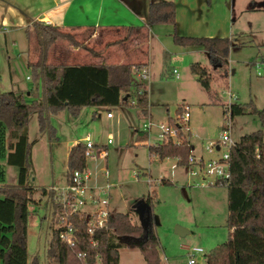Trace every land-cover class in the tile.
Here are the masks:
<instances>
[{
    "label": "rangeland",
    "instance_id": "374dc122",
    "mask_svg": "<svg viewBox=\"0 0 264 264\" xmlns=\"http://www.w3.org/2000/svg\"><path fill=\"white\" fill-rule=\"evenodd\" d=\"M222 3H214L209 14H213L212 26L215 28L210 33L232 42L225 73L211 66L205 53L196 50L185 52L170 43L168 58L164 59L160 45L152 42V61L147 79L141 80L139 71H131V87L126 95L123 94L133 104L109 108L83 107L76 114L67 109L60 110L49 115V123L55 130V139L52 140L46 134H39L35 115L28 118V140L33 142L29 179L36 190L32 194L35 204L28 207L26 264H32L34 259L37 264H46L48 260L47 249L55 218L48 194L43 196L40 191L65 187L68 149L82 144L86 138L98 148L105 147L106 159L87 160L86 167L100 183L111 186L112 203L118 213L128 214L133 223L143 225L134 200L142 199L140 201L143 202L148 194L153 197L159 264H187L191 248L202 249L203 255H196L195 263L206 264L205 258L211 250L228 241L231 231L226 226V187H192L186 166L177 165V160L171 157L160 160L156 155L152 158L148 149L160 141L158 127L161 124L177 129L176 137L170 138L172 141L188 140L191 153L202 155L206 160L221 157L226 151L222 148L220 152L207 154L204 147L209 141L217 140L227 125L234 143L242 136L261 129L257 117L250 114V107L231 121L223 115V108L233 103H251L257 110L264 107V73L261 78L256 77L252 67L254 61L264 58V0H223ZM229 3L231 7H228ZM5 13L0 7V93H26L40 86H35L28 68L35 55V45L24 30L12 29L10 20L4 19ZM57 30L85 45L71 34ZM59 40L70 44L66 39ZM195 62L205 66L211 76L209 92L190 73L189 66ZM172 70L177 72V80L173 78ZM135 84L142 85L147 96V114L141 119L134 104ZM228 92L236 99H230ZM33 94L37 98L40 96L38 90ZM181 105L189 108L187 124L181 121V112H176ZM107 113L111 115L109 120ZM148 120L151 127L147 133L143 127ZM0 166L4 169L3 183L15 185L17 169L7 166L3 159H0ZM105 171L107 177L101 178ZM134 173L138 174V179ZM162 179L170 184H160ZM177 227L188 233L183 236L175 234ZM118 255L119 264H145L135 248H121Z\"/></svg>",
    "mask_w": 264,
    "mask_h": 264
},
{
    "label": "trees",
    "instance_id": "16d2710c",
    "mask_svg": "<svg viewBox=\"0 0 264 264\" xmlns=\"http://www.w3.org/2000/svg\"><path fill=\"white\" fill-rule=\"evenodd\" d=\"M175 24V6L170 1L152 3L148 7L147 25ZM37 39V58L29 62L33 82L40 85V96L27 100L23 92L0 93V159L7 166L17 169L15 185L4 184V169L0 166V264H26V231L29 216L28 207L35 204L32 198L36 190L29 179L32 163L30 151L33 142L27 135V121L36 116L40 135L55 139V130L49 123V115L67 109L76 114L83 107H116L131 105L125 97L131 87L130 65H49L46 62L50 47L59 39H66L72 46L94 54L71 36L58 32L57 27L41 22L31 24ZM27 33V31H26ZM130 36L127 32L122 39ZM172 42L182 49H197L207 54L209 63L215 69L226 72L232 42L227 38L183 37L172 33ZM168 58V55H165ZM261 59V58H260ZM137 71L141 66H134ZM190 73L200 86L210 91L211 76L198 62L191 63ZM135 84V106L138 117H146L147 96ZM125 94V95H123ZM182 107V106H181ZM181 107L176 112L179 114ZM250 107V114L257 117L261 129L242 136L229 153L230 177L221 186L227 190V223L231 230L228 241L215 247L206 256V264H264V107L257 110L252 104H229L223 108L226 119L232 120L243 115ZM228 115V116H227ZM151 154L159 159L174 158L177 165L185 166L191 151L188 140L179 144L170 138L148 147ZM154 152V153H153ZM84 146H71L66 157V183L73 171L86 167ZM161 184H169L161 180ZM41 195L48 194L50 204L54 193L42 189ZM153 193V192H152ZM141 199L134 200L136 205ZM153 197L148 194L143 202L148 210L144 213L146 224L133 223L128 214L111 213L106 227L93 236L86 234L83 217L72 216L69 222L76 230L77 244L69 249L58 238L60 228H53L47 249L46 264H80L75 253L86 254L89 264H119L118 251L121 248H135L141 253L145 264H159V243L155 233L152 213ZM56 209V207H53ZM92 241L96 245L91 244ZM32 264H37L36 259Z\"/></svg>",
    "mask_w": 264,
    "mask_h": 264
},
{
    "label": "crops",
    "instance_id": "0c3cea01",
    "mask_svg": "<svg viewBox=\"0 0 264 264\" xmlns=\"http://www.w3.org/2000/svg\"><path fill=\"white\" fill-rule=\"evenodd\" d=\"M162 1H170L175 6L174 26H148L149 5ZM222 1L0 0V7L6 11L4 19L6 21L10 20L12 29H15V31L24 30L26 36L35 45V55L30 61L31 63H34L37 58V39L31 24L33 22H41L71 34L77 41L84 42L94 52V54H91L86 50L73 47L67 42L59 40L50 47L46 58L47 64L69 66L130 65L133 66L132 71L137 72L134 66H141V69L146 68L150 71V62L152 61L150 48L152 42L160 45L163 58L168 55V44L173 45L171 37L173 32L183 37L226 38L219 35L213 36L214 34L210 33L215 28L212 26L214 24L213 14L209 13L214 3H222ZM231 6L229 3L228 7ZM129 31L130 36L128 39L122 41L125 34ZM195 50L201 51L197 49H184L183 51ZM201 52L205 53L204 51ZM199 64L203 66L201 63ZM36 85L37 83H35ZM36 87L32 91L23 92L28 101L37 99L33 92L34 90L40 92V86ZM143 91L145 92L144 89ZM107 119L109 120L111 117ZM109 210L111 213H118L117 207H114L112 203V194L110 196Z\"/></svg>",
    "mask_w": 264,
    "mask_h": 264
},
{
    "label": "built area",
    "instance_id": "2783aa9c",
    "mask_svg": "<svg viewBox=\"0 0 264 264\" xmlns=\"http://www.w3.org/2000/svg\"><path fill=\"white\" fill-rule=\"evenodd\" d=\"M256 77L261 78L264 73V58L258 59L252 63ZM139 71V77L141 80H146L148 77V69L142 68ZM172 74L175 79H178V74L175 70H172ZM230 99L235 100V96L231 93H227ZM228 106V105H227ZM226 106V107H227ZM107 118H110L109 113L106 114ZM189 108L187 106L182 107L180 119L184 124L189 121ZM227 121H229L227 119ZM151 124L144 125V130L148 133ZM157 144L165 141L167 138L176 137L177 129L171 125L164 126L161 124L159 127ZM179 144L180 142H174ZM108 144L110 141L108 140ZM156 144V145H157ZM84 146V156L87 160H105L106 154L104 147H96L89 138L82 143ZM235 146V143L231 141L229 125L226 126L217 140L209 141L204 147V152L212 154L214 152H220L222 148H226V151L214 159H204L202 155L194 156L190 151L186 168L188 174L192 180L191 186L196 188H206L212 186H221L229 180V153ZM156 155L151 154V157ZM136 179L139 178L137 173H134ZM106 171L101 174V178H106ZM196 180V181H195ZM160 182V181H159ZM150 183V181H148ZM47 191H52L54 196L52 197V205L50 208L54 215L55 222L54 228H60L61 231L58 234V238L69 249H74L77 244L76 230L69 222V218L72 216L83 217L86 221V234L93 236L96 231L102 230L106 227L107 221L111 212L109 210V202L111 196V186L107 183H100L95 174L88 172L87 167L83 170L73 171L69 181L65 187L54 189L50 188ZM53 207H56L53 208ZM93 246L96 245L95 241H92ZM203 255V251L200 248H191L189 250L188 264H196L195 256ZM76 259L80 264H89L86 258V254L82 252L75 253Z\"/></svg>",
    "mask_w": 264,
    "mask_h": 264
},
{
    "label": "water",
    "instance_id": "95a60500",
    "mask_svg": "<svg viewBox=\"0 0 264 264\" xmlns=\"http://www.w3.org/2000/svg\"><path fill=\"white\" fill-rule=\"evenodd\" d=\"M136 206H137L136 212L138 213L139 217L141 218V222L143 223V225H145L146 224V220L144 219V213L147 212L148 207L142 201H139L136 204ZM185 233H187V231L182 229V228H179V227H177L176 230H175V234H177L179 236H183V235H185Z\"/></svg>",
    "mask_w": 264,
    "mask_h": 264
}]
</instances>
